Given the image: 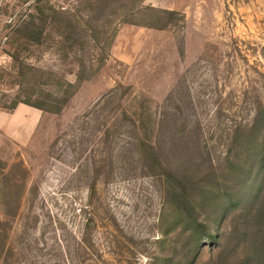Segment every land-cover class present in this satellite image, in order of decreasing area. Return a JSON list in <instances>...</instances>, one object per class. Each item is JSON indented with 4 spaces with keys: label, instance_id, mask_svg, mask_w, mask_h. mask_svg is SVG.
<instances>
[{
    "label": "rangeland",
    "instance_id": "obj_1",
    "mask_svg": "<svg viewBox=\"0 0 264 264\" xmlns=\"http://www.w3.org/2000/svg\"><path fill=\"white\" fill-rule=\"evenodd\" d=\"M50 6L0 43V264H264V0Z\"/></svg>",
    "mask_w": 264,
    "mask_h": 264
},
{
    "label": "trees",
    "instance_id": "obj_2",
    "mask_svg": "<svg viewBox=\"0 0 264 264\" xmlns=\"http://www.w3.org/2000/svg\"><path fill=\"white\" fill-rule=\"evenodd\" d=\"M166 13L170 15L176 14L175 12L171 11H167ZM64 14L65 13L57 11L54 7L50 6V0H32V4L26 9L24 13L20 12L15 18H13V15H16L14 12L10 16V20L7 21L6 25V30L8 31V34L0 40V43H3L5 46L15 47L16 50H27L32 46L41 45L46 39L51 36V33L49 32V27L56 23ZM60 38L70 40L72 36L71 33H68L66 35L60 34ZM19 57V53L11 54V58L15 61H19ZM69 86L73 87L72 84H69ZM24 103L41 110H45L43 106H40L38 104H30L28 102ZM17 106L18 105H14L12 107L4 106L3 108L8 111H12L16 109ZM58 107L57 109L55 108V111L60 110ZM47 111L53 113L54 110ZM149 138L148 136H144L142 143L147 144L150 151L153 154L157 155L155 147L151 143V140ZM171 174L172 173L169 172V176ZM182 184H179L178 182L174 181L172 183H169L168 187L171 189V191L178 193L179 191H181V189H184V184L183 187L181 186ZM179 197L180 199L187 202L186 196L183 198L181 195H179Z\"/></svg>",
    "mask_w": 264,
    "mask_h": 264
},
{
    "label": "crops",
    "instance_id": "obj_3",
    "mask_svg": "<svg viewBox=\"0 0 264 264\" xmlns=\"http://www.w3.org/2000/svg\"><path fill=\"white\" fill-rule=\"evenodd\" d=\"M19 113L23 114V116L25 114H28L30 116L29 119H24L23 123H24L25 127L22 129L25 130L26 132L28 131V134L29 133L32 134V130H33L34 126L38 123V120H39V117L41 116V114L39 113L38 110L32 109L26 105H19L17 107L16 115H18Z\"/></svg>",
    "mask_w": 264,
    "mask_h": 264
}]
</instances>
